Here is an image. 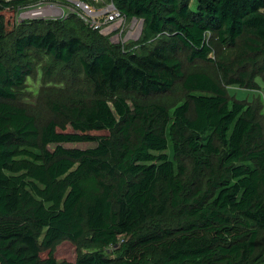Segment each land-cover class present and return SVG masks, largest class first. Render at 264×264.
<instances>
[{
  "label": "trees",
  "instance_id": "1",
  "mask_svg": "<svg viewBox=\"0 0 264 264\" xmlns=\"http://www.w3.org/2000/svg\"><path fill=\"white\" fill-rule=\"evenodd\" d=\"M112 1L142 20L139 51L59 38L69 19L98 31L75 14L15 25L20 0H0V39L15 33L0 52V264H60L63 241L76 257L61 264H264V115L224 88L264 97V0ZM29 50L79 58L89 91L60 121L17 103ZM128 93L158 99L131 108Z\"/></svg>",
  "mask_w": 264,
  "mask_h": 264
},
{
  "label": "rangeland",
  "instance_id": "2",
  "mask_svg": "<svg viewBox=\"0 0 264 264\" xmlns=\"http://www.w3.org/2000/svg\"><path fill=\"white\" fill-rule=\"evenodd\" d=\"M25 4L28 0H20ZM19 2V3H20ZM196 0H190V7H195ZM18 4V3H17ZM16 4V5H17ZM15 7V6H14ZM16 9V7H15ZM264 12V8L260 9ZM15 11L13 12V23L15 22ZM53 28L59 38L68 37L73 34L80 37L87 43H102L107 46L114 47L115 49H138L140 46L142 20L139 18L125 19L119 25L114 24L110 28L103 31H89L84 29L75 19H69L65 22H57L53 24ZM11 21L5 24V28H10ZM23 27L34 29L35 31H43V23L33 22ZM14 35L0 39V52L11 53V44L14 40ZM139 51V49L137 50ZM29 60L32 65V76L28 77L25 81V86L17 95V103L28 107L36 115L40 125L45 124L49 120L60 121V115L66 111L64 105H71L76 101L75 93L89 91V82L82 73V68L79 58L76 56L70 63L63 65L54 62L49 56L43 54L41 51L29 50ZM182 58L186 55L183 50L181 53ZM185 65H188L186 59H183ZM47 68L49 70H47ZM47 70V71H46ZM43 72V73H42ZM257 82L263 86L260 78L256 79ZM224 86V85H223ZM230 100L234 98L241 99L244 102L253 104L261 114L264 115V97L260 90H246L238 86H225ZM127 103L133 107L137 103L155 102L158 97L151 96L141 97L135 96L134 93L124 94ZM168 97L172 99H183V94L177 91H169ZM57 107V109H56ZM59 108L60 114L59 113ZM92 143H66L65 146L89 147ZM173 222L171 215H167L164 219L166 225ZM264 246V230L259 231L258 250ZM108 252V250H106ZM55 257L62 261L73 262L76 257V246L69 241H63L55 247Z\"/></svg>",
  "mask_w": 264,
  "mask_h": 264
},
{
  "label": "built area",
  "instance_id": "3",
  "mask_svg": "<svg viewBox=\"0 0 264 264\" xmlns=\"http://www.w3.org/2000/svg\"><path fill=\"white\" fill-rule=\"evenodd\" d=\"M22 3L14 7L16 23L63 19L75 14L88 27L103 31L127 19L112 0H28Z\"/></svg>",
  "mask_w": 264,
  "mask_h": 264
}]
</instances>
